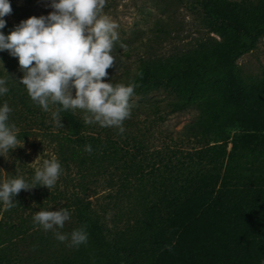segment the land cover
I'll return each mask as SVG.
<instances>
[{"label": "trees", "instance_id": "16d2710c", "mask_svg": "<svg viewBox=\"0 0 264 264\" xmlns=\"http://www.w3.org/2000/svg\"><path fill=\"white\" fill-rule=\"evenodd\" d=\"M193 7L206 35L166 58L140 57L121 82L134 80L135 94L161 88L184 101L206 92L200 115L177 138L161 129L157 101L136 104L142 129L130 118L123 135L60 113L63 161L76 165L82 181L120 160L109 182L113 201L128 202L132 232L106 230L80 186L66 208L75 228L87 226L85 251L53 264H264V78L240 81L233 69L243 40L264 32V0H193Z\"/></svg>", "mask_w": 264, "mask_h": 264}, {"label": "rangeland", "instance_id": "374dc122", "mask_svg": "<svg viewBox=\"0 0 264 264\" xmlns=\"http://www.w3.org/2000/svg\"><path fill=\"white\" fill-rule=\"evenodd\" d=\"M255 3L257 0H250ZM12 12L6 15V26L0 29L9 34L19 23L30 16L48 15L53 11L50 0H9ZM104 13L119 24L120 42L126 45L120 48L117 43L113 55L116 64L109 68L106 82L125 81V72L133 74L141 57L163 59L193 45L196 38L205 36L207 31L202 15L194 9L193 0H107ZM210 35H213L210 33ZM242 49L233 61V69L240 81L264 78V32L251 40H243ZM9 74L7 81L9 91L0 95V106L5 102L12 108L9 122L19 129L18 139L24 142L23 147L10 150L5 159L0 156V183L9 178L23 176L31 182L35 167L43 159L55 156L61 163L62 173L54 188L44 186L25 191L14 197L16 207L4 210L0 202V262L3 264H53L61 258H72L83 253L86 244L79 248L68 247L67 242L61 243L54 238L51 231H44L33 225L32 217L40 210H59L66 208L67 199L73 192H79L84 186L89 200V208L93 216L103 224L106 230L130 231L126 216L127 200L121 198L114 202L109 179L115 180L120 170V160L109 163L107 170L95 174L82 181L74 163L66 165L63 161L67 149L60 145L61 132L50 113L33 103L25 86L20 84L23 72L18 59L8 51H0V78ZM206 92H197L191 101H184L166 90L158 89L146 94H134L132 103L135 105L149 104L157 101L162 106L163 115L161 129L177 138V132L193 123L200 111L198 105L206 99ZM177 102L181 109L170 111L166 103ZM37 108V109H36ZM76 114L83 117L84 113L77 110ZM138 124L137 132L142 129V113L131 114ZM93 127L99 128L98 124ZM91 125V127H92ZM133 127V126H131ZM89 128V129H88ZM86 129L90 130V126ZM159 137V136H158ZM161 139V138H159ZM68 209V208H67ZM70 211V220L65 222L64 233L75 228V218ZM132 232V231H130Z\"/></svg>", "mask_w": 264, "mask_h": 264}, {"label": "clouds", "instance_id": "9594fccd", "mask_svg": "<svg viewBox=\"0 0 264 264\" xmlns=\"http://www.w3.org/2000/svg\"><path fill=\"white\" fill-rule=\"evenodd\" d=\"M106 6L107 0H50L53 11L48 15L30 16L7 35L0 31V51H8L18 59L24 73L20 84L33 103L45 112L50 111V106H57L51 116L58 127H63L61 112L75 116L81 110L86 125L116 128L123 135L124 122L131 118L137 83L106 82L107 70L116 64L113 52L117 43L122 49L126 47L120 42L119 24L104 13ZM11 12L9 0H0V29L6 26L4 17ZM9 78V74L0 78V95L9 91ZM11 112L7 102L0 106V156L5 159L10 150L24 146L18 139L20 129L9 122ZM85 150L91 153V145H86ZM61 173V163L53 156L35 167L31 182L23 176L4 180L0 183L4 210L16 207L14 197L22 190L37 186L51 190ZM70 215L67 208L40 210L32 221L34 226L51 231L57 241L79 248L88 242L87 226L62 232ZM165 247L171 250V246Z\"/></svg>", "mask_w": 264, "mask_h": 264}]
</instances>
